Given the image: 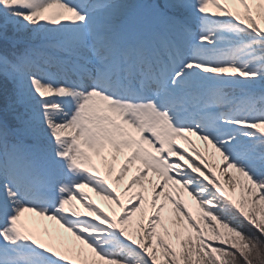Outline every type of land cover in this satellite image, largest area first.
<instances>
[{"label":"snow or ice","instance_id":"6c2138e0","mask_svg":"<svg viewBox=\"0 0 264 264\" xmlns=\"http://www.w3.org/2000/svg\"><path fill=\"white\" fill-rule=\"evenodd\" d=\"M0 264H264V0H0Z\"/></svg>","mask_w":264,"mask_h":264},{"label":"rangeland","instance_id":"374dc122","mask_svg":"<svg viewBox=\"0 0 264 264\" xmlns=\"http://www.w3.org/2000/svg\"><path fill=\"white\" fill-rule=\"evenodd\" d=\"M132 2H137V0H132ZM139 2H143V0H139ZM204 146V145H203ZM97 163L99 164V161H97ZM90 191V190H89ZM92 196H93V198L97 201V203H100L101 204V206L102 207H106L105 206V204L101 201V199L99 198V197H97L96 195H95V193H92ZM107 210V209H106ZM40 220H42V228L41 229H39V231L40 232H43L44 231V229H48V230H50V231H53V232H55V231H59V232H61V233H63L65 236H67L66 235V233L65 232H63V230L60 228V227H57L56 228V225L55 224H53V223H46L45 221H44V218H42V219H40ZM248 231H253L252 229H247Z\"/></svg>","mask_w":264,"mask_h":264},{"label":"bare ground","instance_id":"6f19581e","mask_svg":"<svg viewBox=\"0 0 264 264\" xmlns=\"http://www.w3.org/2000/svg\"><path fill=\"white\" fill-rule=\"evenodd\" d=\"M203 149V147H201ZM218 157H219V154H218Z\"/></svg>","mask_w":264,"mask_h":264}]
</instances>
